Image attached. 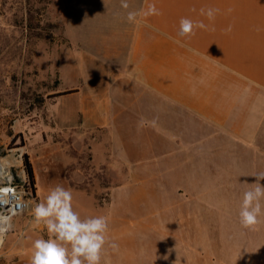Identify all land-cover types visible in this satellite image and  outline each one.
<instances>
[{"label": "crops", "instance_id": "obj_1", "mask_svg": "<svg viewBox=\"0 0 264 264\" xmlns=\"http://www.w3.org/2000/svg\"><path fill=\"white\" fill-rule=\"evenodd\" d=\"M135 1L115 34L124 65L83 114L108 128L105 162L124 170L107 210L118 251L106 245L101 264H264V216L252 230L238 215L264 174V0ZM182 18L206 27L181 36Z\"/></svg>", "mask_w": 264, "mask_h": 264}, {"label": "rangeland", "instance_id": "obj_2", "mask_svg": "<svg viewBox=\"0 0 264 264\" xmlns=\"http://www.w3.org/2000/svg\"><path fill=\"white\" fill-rule=\"evenodd\" d=\"M135 4L0 0V182L23 185L33 197L31 211L10 221L0 264H30L33 241L48 239L44 226L33 223L32 208L57 185L72 191L82 219L107 217L110 194L124 170L115 161L105 162L108 128L93 127L83 114L92 110L94 99L109 96L110 70L124 65V40L115 34H123L129 12L137 13ZM94 139L101 158L95 164ZM258 139L264 161V122ZM24 154L32 166V186ZM239 156L252 160L258 154Z\"/></svg>", "mask_w": 264, "mask_h": 264}, {"label": "clouds", "instance_id": "obj_3", "mask_svg": "<svg viewBox=\"0 0 264 264\" xmlns=\"http://www.w3.org/2000/svg\"><path fill=\"white\" fill-rule=\"evenodd\" d=\"M127 9L128 4L122 2ZM218 9L206 13L214 19ZM204 14V10H201ZM155 5H151L144 15H159ZM137 13L129 12L127 19H136ZM203 22L194 23L188 18L180 20L179 35L193 36L195 28H205ZM2 163V162H0ZM264 174L256 177L254 187L243 192L239 210V222L243 228L255 230L264 216ZM33 223L43 225L48 239L38 238L32 243L30 264H101L105 246L118 251V245L110 243L107 237L109 221L106 216L82 219L74 210L73 194L61 185L52 188L42 202L32 208ZM4 231L0 230V246L4 243Z\"/></svg>", "mask_w": 264, "mask_h": 264}, {"label": "built area", "instance_id": "obj_4", "mask_svg": "<svg viewBox=\"0 0 264 264\" xmlns=\"http://www.w3.org/2000/svg\"><path fill=\"white\" fill-rule=\"evenodd\" d=\"M3 170L2 167L0 175ZM31 192L23 185L20 186L11 181L0 182V230H5L4 238L9 232L11 219L26 212L31 205L33 198Z\"/></svg>", "mask_w": 264, "mask_h": 264}, {"label": "trees", "instance_id": "obj_5", "mask_svg": "<svg viewBox=\"0 0 264 264\" xmlns=\"http://www.w3.org/2000/svg\"><path fill=\"white\" fill-rule=\"evenodd\" d=\"M23 158V164H24V169H25V172H26V175L31 183V186L34 184V174H33V170H32V166L29 162V157L27 154H24L22 156Z\"/></svg>", "mask_w": 264, "mask_h": 264}, {"label": "bare ground", "instance_id": "obj_6", "mask_svg": "<svg viewBox=\"0 0 264 264\" xmlns=\"http://www.w3.org/2000/svg\"><path fill=\"white\" fill-rule=\"evenodd\" d=\"M9 162V161H8ZM2 170V166L0 167V171ZM27 211H31V206L28 207Z\"/></svg>", "mask_w": 264, "mask_h": 264}]
</instances>
